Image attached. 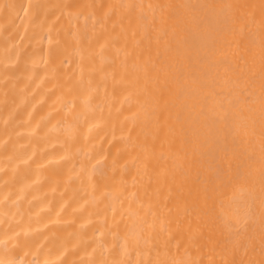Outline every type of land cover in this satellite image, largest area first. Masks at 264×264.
<instances>
[{
  "label": "bare ground",
  "instance_id": "obj_1",
  "mask_svg": "<svg viewBox=\"0 0 264 264\" xmlns=\"http://www.w3.org/2000/svg\"><path fill=\"white\" fill-rule=\"evenodd\" d=\"M0 264H264V0H0Z\"/></svg>",
  "mask_w": 264,
  "mask_h": 264
}]
</instances>
